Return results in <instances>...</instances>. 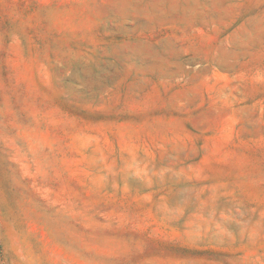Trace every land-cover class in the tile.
<instances>
[{
    "label": "rangeland",
    "instance_id": "obj_1",
    "mask_svg": "<svg viewBox=\"0 0 264 264\" xmlns=\"http://www.w3.org/2000/svg\"><path fill=\"white\" fill-rule=\"evenodd\" d=\"M0 264H264V0H0Z\"/></svg>",
    "mask_w": 264,
    "mask_h": 264
}]
</instances>
